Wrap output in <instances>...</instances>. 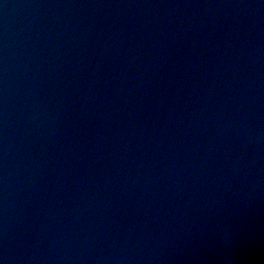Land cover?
Listing matches in <instances>:
<instances>
[{
    "label": "water",
    "instance_id": "1",
    "mask_svg": "<svg viewBox=\"0 0 264 264\" xmlns=\"http://www.w3.org/2000/svg\"><path fill=\"white\" fill-rule=\"evenodd\" d=\"M0 264H264V0H0Z\"/></svg>",
    "mask_w": 264,
    "mask_h": 264
}]
</instances>
